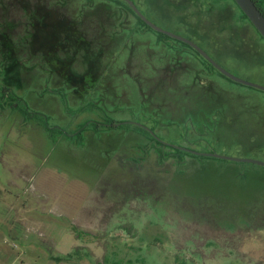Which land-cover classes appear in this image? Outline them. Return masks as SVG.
Returning a JSON list of instances; mask_svg holds the SVG:
<instances>
[{
    "label": "rangeland",
    "instance_id": "1",
    "mask_svg": "<svg viewBox=\"0 0 264 264\" xmlns=\"http://www.w3.org/2000/svg\"><path fill=\"white\" fill-rule=\"evenodd\" d=\"M46 1L0 0V85L16 94L13 106L0 101V245L34 244L26 264L41 248L71 252L77 264H264V167L190 153L160 164L158 144L143 131L171 147L264 162V92L199 61L173 59L155 33L109 0ZM132 1L156 26L185 37L172 23L189 21L179 0ZM204 3L209 21L234 36L208 54L264 86L256 29L233 0ZM144 48L161 62L147 97L138 98L131 53ZM173 69L180 80L196 73L197 82L184 80V96L159 97ZM71 70L86 81L70 84ZM106 119L133 125H87L76 135Z\"/></svg>",
    "mask_w": 264,
    "mask_h": 264
},
{
    "label": "trees",
    "instance_id": "2",
    "mask_svg": "<svg viewBox=\"0 0 264 264\" xmlns=\"http://www.w3.org/2000/svg\"><path fill=\"white\" fill-rule=\"evenodd\" d=\"M46 1V0H44ZM112 3L120 6L122 8V12L123 13H128L133 15V17H135L137 19V22L139 24L140 27L144 28L146 31L148 32H153L156 34L157 37V42L158 43H163L165 44L167 47L170 48L168 55L175 59L177 56H180V58H182L183 60L187 61L188 65H195L196 61H199V63L203 64L204 66L206 65V67L208 68L209 71L215 72L216 74H218L221 78H223L224 80H227L231 83H235L233 81H231L230 79H228L227 77H225L224 75H222L220 72H218L209 62H207L204 58H202L199 53L197 51H195L192 47L188 46L185 43H182L180 41H177L175 39H172L164 34H160L155 32L154 30H152L148 25H146L135 13L134 11L130 8V6L122 1V0H109ZM180 3H178V7H179V12L180 15L184 17V19H188L189 21H184L181 19H178L177 21H173L172 23L174 24V26H177V29L179 31L184 32L185 34V38L193 41L194 43H196L198 46H200L203 50H209V45H211L213 47V49L219 48V46L222 43L227 44V42L230 41V39H233L234 36L232 37L231 34V30L227 29L226 26H224V24H222L220 27H217L213 24V22L209 21V12H208V8L206 6V4L204 3V0H195V2H193V0H179ZM253 2L255 3V5L257 6V8L262 12V14L264 15V10L262 8V6L260 5L259 1L257 0H253ZM48 6L47 1L42 5L43 8H46ZM41 7V8H42ZM46 11V10H45ZM46 13V12H44ZM42 13L44 16L48 17H52V14H44ZM243 13V12H242ZM244 15V14H243ZM185 19V20H186ZM174 20V19H173ZM244 20L247 21L252 27L253 25L250 23V21L248 20V18L244 15ZM254 28V27H253ZM124 29L127 30L128 27L124 26ZM116 32L118 33H122L121 29L116 28L115 29ZM201 31L206 32L208 31V33H211L210 36L208 37H201V35L199 34ZM133 33H135V31H132ZM132 33L133 36H135ZM178 33V32H177ZM257 34L259 35V33L257 32ZM218 36H220V42H219V38H217ZM260 36V35H259ZM68 37V34H67ZM241 38V37H240ZM260 38L262 40H264L261 36ZM244 42V46L245 48L249 49V47H247V45L245 44V39H242ZM62 42L61 45H65V43H69V40H67V38L65 37L63 39V41L60 39V37H58L57 35H55L54 37V42ZM215 41H217V45H215ZM174 45H173V44ZM75 44V43H73ZM126 46V45H124ZM217 46V48H216ZM243 46V47H244ZM69 49L70 48V43L68 45ZM127 47V46H126ZM211 47V48H212ZM50 48H48L49 50ZM72 49H78L76 46H72ZM50 51L52 52V48L50 49ZM210 51V50H209ZM208 52V51H206ZM111 54L114 52H110ZM182 53V54H181ZM209 54L211 53L208 52ZM117 54V53H116ZM114 55L113 57H110L109 60V67L114 63V61H116L117 55ZM68 56V55H67ZM131 56L134 57V62L131 64L132 65V70L130 75L133 76V78L136 79V85H137V89H138V94L137 97L141 98V93L143 95V97H147L148 92L150 91V84L152 83L151 81V77L153 74L157 75L158 71L160 70V63L161 61H158V59L156 57H150V55L148 54V52H146V49H142V50H138L134 53H131ZM159 56L161 57V54H159ZM163 56H167V54H163ZM85 58V56H84ZM186 58V59H185ZM91 60V59H88ZM179 62L175 60L173 63L174 65H178L179 66ZM95 64V63H94ZM149 68H148V65ZM157 64H159V66H157ZM107 65V63H106ZM107 65V66H108ZM124 65V62H123ZM122 65V66H123ZM130 65V66H131ZM96 66V64H95ZM170 66V65H169ZM123 70L121 71H125L124 67L122 68ZM128 70H130V68H127ZM138 70L137 72H134ZM143 70H146L145 72H143ZM174 73L172 74V83H167L166 85H162L161 84V88L162 89V94H159V97H163V96H170L171 94L173 95V97L171 98H175L177 97L179 94H183L184 96V92L182 93V91L185 90V82L184 80H189L190 82L196 81L197 82V78L193 72L190 73V76H187L186 79H182L180 80V72H178L177 70H174ZM71 73H73L70 76L71 78H69L70 84L72 83H76V82H80L83 83L86 81L87 79V74H80L77 73L76 71L71 70ZM142 73H144L145 77L143 75H141ZM119 74V73H118ZM159 75V74H158ZM195 76V78H194ZM109 78V77H108ZM107 78V79H108ZM238 84V83H237ZM240 85V84H239ZM160 86V85H159ZM163 87V88H162ZM166 87V88H165ZM174 91H180V93H176ZM132 93V92H131ZM170 93V94H169ZM132 95V94H131ZM134 95H132L133 97ZM158 97V96H157ZM13 98H16V94L12 92V90L10 88H6V87H2L0 85V101H2L3 99H7L6 102H9V106H13L10 101H12ZM144 98V100H145ZM6 104H2V107H4ZM19 110H21L23 112V114H29L28 111V107L24 106H18ZM87 125H89L90 128H94L96 131H100L103 128H117V127H123L126 125H133L132 123H127V122H120V121H115L113 119H106V121H104L103 123H98V122H93V121H88L87 123H85L84 125L81 126V130L78 131L76 133L77 136H81L82 135V131L87 130ZM139 128V127H138ZM142 128V127H140ZM143 129V128H142ZM146 131L148 134L151 135V140L154 141L156 144L154 148L156 150V155L158 158V163L160 164H165L167 162H171V161H176L178 162H182L184 160V155L188 156L187 152L182 151L179 148H174L168 145H164L163 143H161L159 141V139H157L155 137V135H153L152 132H149L147 130H143ZM170 149V150H169ZM165 150H169L170 152L167 153ZM201 157V156H200ZM73 254H69L65 257V259L69 258H73ZM54 260L60 262L63 261L65 259L63 258H57V257H53Z\"/></svg>",
    "mask_w": 264,
    "mask_h": 264
},
{
    "label": "water",
    "instance_id": "3",
    "mask_svg": "<svg viewBox=\"0 0 264 264\" xmlns=\"http://www.w3.org/2000/svg\"><path fill=\"white\" fill-rule=\"evenodd\" d=\"M126 2L130 8L134 11V13L146 24L148 25L152 30H154L157 33L164 34L172 39H175L177 41H180L182 43L187 44L188 46L192 47L195 51H197L207 62H209L217 71H219L222 75L230 79L231 81L238 83L243 86H247L250 88H254L260 91L264 92V86L255 84L243 79H240L236 77L235 75L231 74L227 70H225L222 66H220L217 62H215L200 46H198L193 41L180 36L178 34L169 32L167 30H164L158 26H156L154 23H152L150 20H148L145 15L138 9V7L135 5V3L132 0H122ZM240 10L243 12V14L248 18L250 23L253 25V27L256 29V31L259 33V35L264 39V15L262 12L257 8L253 0H233ZM185 150V149H183ZM189 153L201 156V157H208V158H215L230 162H236V163H249L254 164L258 166L264 167V162L254 160V159H247V158H236V157H228L224 155H219L216 153H200L193 150H187Z\"/></svg>",
    "mask_w": 264,
    "mask_h": 264
},
{
    "label": "crops",
    "instance_id": "4",
    "mask_svg": "<svg viewBox=\"0 0 264 264\" xmlns=\"http://www.w3.org/2000/svg\"><path fill=\"white\" fill-rule=\"evenodd\" d=\"M0 246H3L0 247V264H26V259L28 258L26 255L30 251L34 252L31 248H26L34 246V244H30L26 241L22 244L3 242ZM35 247H39V245L35 244ZM42 249L43 248L40 249V253L37 254V257L33 259L31 264H77L74 258L65 259V257L71 254V252L68 254H62L59 252H50L47 248L44 250ZM11 250H17V252H11ZM53 257L63 258L65 260L58 262L54 260Z\"/></svg>",
    "mask_w": 264,
    "mask_h": 264
},
{
    "label": "flooded vegetation",
    "instance_id": "5",
    "mask_svg": "<svg viewBox=\"0 0 264 264\" xmlns=\"http://www.w3.org/2000/svg\"><path fill=\"white\" fill-rule=\"evenodd\" d=\"M259 36V35H258ZM260 37V36H259ZM264 41V40H263ZM205 51V50H204ZM206 52V51H205ZM259 52V51H258ZM207 54H208V52H206ZM260 53V52H259ZM200 55V54H199ZM209 55V54H208ZM201 56V55H200ZM210 56V55H209ZM202 57V56H201ZM211 57V56H210ZM203 58V57H202ZM212 58V57H211ZM213 60L215 59L214 57L212 58ZM216 60V59H215ZM214 60V61H215ZM216 62V61H215ZM218 63V62H217ZM219 64V63H218ZM220 65V64H219ZM221 66V65H220ZM257 69H259V68H257ZM254 70H256V69H254ZM258 71V70H257ZM219 72V71H218ZM135 125H137V124H135ZM139 126H141L142 128H147V127H145V126H143V125H138V127ZM148 131L149 132H151L149 129H148ZM158 139V138H157ZM160 141V140H159ZM161 142V141H160ZM161 143H163V142H161ZM164 145H166L165 143H163ZM174 148H179V149H181L182 151H184V152H187V153H189L187 150H191V149H186V148H181V147H175V146H173ZM183 149H185V150H183ZM191 154V153H190Z\"/></svg>",
    "mask_w": 264,
    "mask_h": 264
}]
</instances>
